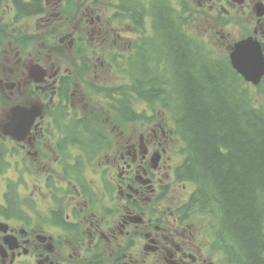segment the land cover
<instances>
[{
	"label": "flooded vegetation",
	"instance_id": "obj_1",
	"mask_svg": "<svg viewBox=\"0 0 264 264\" xmlns=\"http://www.w3.org/2000/svg\"><path fill=\"white\" fill-rule=\"evenodd\" d=\"M110 9L104 0H0V148L5 139L16 142L19 156L6 162L24 169L12 173L47 194L59 192L60 204L53 224L0 208L8 235L0 225V264H227L212 243L214 232L189 208L193 184L180 171L184 158L164 116L146 115L112 147L109 137L101 140L98 188L86 177L71 179L81 156L49 131L47 113L88 98L90 79L113 73L110 49L129 50L130 32L122 22L124 30L113 33ZM144 35L141 27L138 38ZM17 106L27 112L13 114ZM37 110L41 116L28 125L27 113ZM11 120L23 130L21 141L7 134ZM146 251L153 260L143 258Z\"/></svg>",
	"mask_w": 264,
	"mask_h": 264
},
{
	"label": "trees",
	"instance_id": "obj_2",
	"mask_svg": "<svg viewBox=\"0 0 264 264\" xmlns=\"http://www.w3.org/2000/svg\"><path fill=\"white\" fill-rule=\"evenodd\" d=\"M154 5L153 41L128 69L139 96L123 89L114 99L131 120L140 115L130 103L161 102L185 144L182 173L195 185L191 205L214 212L218 234L234 263L264 264V107L257 105L228 56L215 57L187 37L177 23V11H168L167 0L151 9ZM67 120V139L80 142L89 153L101 149L98 139L106 136H94L85 119ZM82 163L80 175L85 178ZM19 201L17 195L14 215L23 218Z\"/></svg>",
	"mask_w": 264,
	"mask_h": 264
},
{
	"label": "rangeland",
	"instance_id": "obj_3",
	"mask_svg": "<svg viewBox=\"0 0 264 264\" xmlns=\"http://www.w3.org/2000/svg\"><path fill=\"white\" fill-rule=\"evenodd\" d=\"M106 6L110 7V11L113 15L115 7V1L105 0ZM145 4H149L150 0H144ZM153 1V0H151ZM174 4H178L181 8L185 9V13L189 15L191 19L190 24L186 27V22L183 24L186 32L191 36L199 39L204 43L206 48L210 51L211 55L215 57H225L228 54L229 45L241 38L242 36H247L252 34L256 28V18L253 14V0H246L243 6L233 5L229 7L231 10L230 14H227L222 9H213L209 7H204L198 3V0H170ZM264 1V0H263ZM146 8V7H145ZM146 21L144 26L151 27L153 20L151 17V11L146 8ZM71 22V21H70ZM122 22L125 23V27L129 30L130 40H136L138 38L139 28L134 24H129L127 20L123 17L114 18L113 33L117 34V31L124 30L122 27ZM33 26H35L33 24ZM62 26H65L63 23ZM143 25H141L142 27ZM193 37V38H194ZM121 42L119 41L118 44ZM68 57V56H67ZM120 59V57H119ZM112 74L113 80L120 79V74L116 73L117 70L114 69ZM110 75H104L102 81H110ZM129 82V81H128ZM108 85H113V82H109ZM90 91V96L83 100H75L74 106L76 109L81 111V114L89 115V121L93 126L105 125V128L111 129V134L108 140L105 139V144L111 146L113 142L114 145L119 141L120 133L125 135H132L137 131V124L128 121H115L114 114L108 109L110 107L111 99L105 98L99 95L98 92L104 93L103 88L93 86L92 88H87ZM253 95L255 96L256 103L264 107V85L260 88H251ZM132 106H136V110L143 106L141 102L133 103ZM48 117L50 118V110L48 111ZM87 119V117L85 118ZM113 127V128H112ZM58 132V131H57ZM57 132L54 134L57 136ZM63 133V132H62ZM6 140V147H3V153L0 154V204L4 201V195L6 192V185L13 181L16 184V189L18 194L24 197H29L36 200V209L38 211L47 210L50 206V198L47 197L45 193L46 188L44 186L40 190L36 187L30 177H20L17 174H13L12 170L23 171L24 167L22 165H12L6 162L7 159L12 160L19 156L18 152L12 151V145H16V142H11L9 139ZM51 144L55 148V141L50 140ZM7 148V150H6ZM11 151L10 157L7 158L8 152ZM116 149H112L111 155L115 154ZM80 153L79 150L73 151L71 154ZM106 152L102 150L94 158L91 154L83 152V162L85 164L86 175L88 183L95 188L99 186V169L101 168V162L105 160ZM69 179H70V175ZM194 187V185H193ZM213 211L204 208L199 213L195 215V219L205 224L209 219ZM1 215V214H0ZM212 216V215H211ZM213 217V216H212ZM202 238L201 236H199ZM219 241L220 237H216ZM204 240V239H203ZM149 244L153 245L152 242ZM218 251V247L216 248ZM143 258L147 261L153 260L154 256L151 251H146Z\"/></svg>",
	"mask_w": 264,
	"mask_h": 264
},
{
	"label": "water",
	"instance_id": "obj_4",
	"mask_svg": "<svg viewBox=\"0 0 264 264\" xmlns=\"http://www.w3.org/2000/svg\"><path fill=\"white\" fill-rule=\"evenodd\" d=\"M241 2L242 0H237ZM256 13L261 16L264 14V5L256 4ZM233 67L247 81L259 84L264 76V53L261 45L253 39H245L237 42L230 53ZM37 113L28 121L32 125Z\"/></svg>",
	"mask_w": 264,
	"mask_h": 264
}]
</instances>
